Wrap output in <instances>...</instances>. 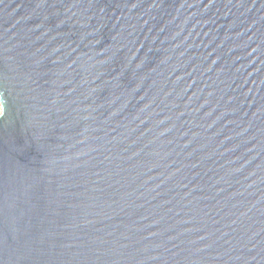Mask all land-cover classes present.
Here are the masks:
<instances>
[{"label":"water","instance_id":"water-1","mask_svg":"<svg viewBox=\"0 0 264 264\" xmlns=\"http://www.w3.org/2000/svg\"><path fill=\"white\" fill-rule=\"evenodd\" d=\"M0 264H264V0H0Z\"/></svg>","mask_w":264,"mask_h":264}]
</instances>
